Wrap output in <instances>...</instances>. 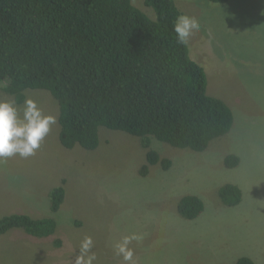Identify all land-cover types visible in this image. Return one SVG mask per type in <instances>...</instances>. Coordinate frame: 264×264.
<instances>
[{
    "label": "rangeland",
    "instance_id": "rangeland-1",
    "mask_svg": "<svg viewBox=\"0 0 264 264\" xmlns=\"http://www.w3.org/2000/svg\"><path fill=\"white\" fill-rule=\"evenodd\" d=\"M175 1L182 14L200 23L188 43L191 57L208 75V94L232 109V130L201 153L153 140L152 148L172 166L167 171L150 166L143 177L147 150L138 137L101 127L97 149H67L57 138L58 100L46 90H27L26 99L35 100L57 123L34 156L8 158L0 167L43 170L49 185L64 180L66 198L58 213L40 193L24 200L27 213L55 219L56 231L47 238L22 233L27 240L15 235L17 230L0 235V244L16 250L14 260L4 264H74L85 236L93 240L92 264H235L243 256L264 264V0ZM132 3L155 20L145 0ZM0 100L14 101L1 87ZM23 104H16L21 115ZM229 154L240 157L238 167H226ZM15 180L24 183L20 176ZM226 184L242 188L240 205L221 201L219 190ZM188 195L205 204L195 220L178 212ZM133 234L142 238L131 240L133 259L127 262L114 246ZM56 240L62 245L56 246ZM27 241L43 255L26 250Z\"/></svg>",
    "mask_w": 264,
    "mask_h": 264
},
{
    "label": "trees",
    "instance_id": "trees-1",
    "mask_svg": "<svg viewBox=\"0 0 264 264\" xmlns=\"http://www.w3.org/2000/svg\"><path fill=\"white\" fill-rule=\"evenodd\" d=\"M214 4L230 0H207ZM155 20L132 0H0V87L16 104L27 90L49 91L59 105V141L67 149L95 150L99 129L123 131L140 139L147 164L169 170L152 148L153 140L201 153L228 134L234 113L221 98L208 94V75L191 57L189 44L177 43L174 20L181 15L175 0H145ZM229 169L240 157L225 158ZM221 201H243L239 185L219 190ZM66 198L65 182L50 193L52 213ZM196 195L183 197L179 214L197 219L204 211ZM53 218L16 213L0 219V235L12 229L47 238L55 234ZM56 246L62 241L56 240ZM235 264H256L247 256Z\"/></svg>",
    "mask_w": 264,
    "mask_h": 264
},
{
    "label": "clouds",
    "instance_id": "clouds-1",
    "mask_svg": "<svg viewBox=\"0 0 264 264\" xmlns=\"http://www.w3.org/2000/svg\"><path fill=\"white\" fill-rule=\"evenodd\" d=\"M173 30L177 43L187 45L193 34L199 32L200 23L194 16L181 14L174 20ZM56 123V117L45 115L31 98L25 99L22 115L14 101L0 100V162L15 156L24 159L34 156ZM141 238L135 234L131 237L125 236L114 246L116 254L121 255L124 261L131 262L133 252L128 245L131 240ZM92 248V238L85 236L74 264H92L96 259Z\"/></svg>",
    "mask_w": 264,
    "mask_h": 264
},
{
    "label": "crops",
    "instance_id": "crops-1",
    "mask_svg": "<svg viewBox=\"0 0 264 264\" xmlns=\"http://www.w3.org/2000/svg\"><path fill=\"white\" fill-rule=\"evenodd\" d=\"M57 135L58 143H60L59 133ZM15 158H17V156ZM46 174L47 173L43 170H37L33 168H20L13 166L0 167V219L16 213L28 214L34 219H42L34 217L33 215H31V213H27L24 200L26 198H35V195L40 193L41 196H43V198L47 202H49L50 205V193L56 185H49V179L46 177ZM19 176L20 179L22 177L24 180V183H22V185L15 180V177ZM42 176H44L45 178H42ZM27 184L31 185L27 188ZM61 184L62 179L60 181V185ZM23 185L25 186V188H27L26 190L24 189V187L23 189L17 188L18 186ZM32 193H34L35 195H30ZM14 230L18 231L15 235L19 236L20 239L27 240V238L23 236V234L26 233L23 229H12L9 232ZM30 247L31 246L27 241V243L25 244L26 250H28L29 252H36L35 255H38L39 253L43 255V252L31 249ZM15 251L16 250L11 246L4 247L2 244H0V264H4V262H6L7 260L11 263L14 260ZM19 259V253H16L15 260Z\"/></svg>",
    "mask_w": 264,
    "mask_h": 264
}]
</instances>
